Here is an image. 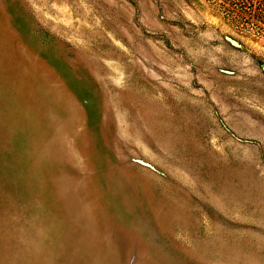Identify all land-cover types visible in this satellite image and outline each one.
Masks as SVG:
<instances>
[{
	"label": "rangeland",
	"instance_id": "rangeland-1",
	"mask_svg": "<svg viewBox=\"0 0 264 264\" xmlns=\"http://www.w3.org/2000/svg\"><path fill=\"white\" fill-rule=\"evenodd\" d=\"M234 2L0 0V264H264V25Z\"/></svg>",
	"mask_w": 264,
	"mask_h": 264
},
{
	"label": "trees",
	"instance_id": "trees-1",
	"mask_svg": "<svg viewBox=\"0 0 264 264\" xmlns=\"http://www.w3.org/2000/svg\"><path fill=\"white\" fill-rule=\"evenodd\" d=\"M252 2L254 3L255 1L252 0ZM234 4L242 10L249 9V7L257 10V20L264 25V0L258 1L257 5H252L248 0H235Z\"/></svg>",
	"mask_w": 264,
	"mask_h": 264
}]
</instances>
